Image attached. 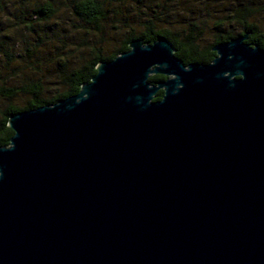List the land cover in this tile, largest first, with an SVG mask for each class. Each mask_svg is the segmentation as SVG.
<instances>
[{"label": "water", "instance_id": "1", "mask_svg": "<svg viewBox=\"0 0 264 264\" xmlns=\"http://www.w3.org/2000/svg\"><path fill=\"white\" fill-rule=\"evenodd\" d=\"M248 37L188 65L164 36L134 39L77 94L11 115L0 264H264V49Z\"/></svg>", "mask_w": 264, "mask_h": 264}, {"label": "trees", "instance_id": "2", "mask_svg": "<svg viewBox=\"0 0 264 264\" xmlns=\"http://www.w3.org/2000/svg\"><path fill=\"white\" fill-rule=\"evenodd\" d=\"M220 1L223 6L233 1L232 8L227 5L222 12L230 10V14L218 15L212 39L207 40L205 21L198 23V15L185 12L193 8L191 0H0V145H8L14 135L8 126L11 115L77 94L97 73L99 62L128 51L134 39L153 43L164 36L186 65L211 62L216 44L246 33L248 43L264 49V27L255 7L240 0ZM125 2L131 7L123 12L128 14L124 21L133 22H125L117 32L119 8ZM180 4L190 21H177L170 12ZM195 8L201 11V6ZM76 34L84 44L81 57L69 43ZM165 79L155 74L149 81ZM163 94L159 90L154 100H161Z\"/></svg>", "mask_w": 264, "mask_h": 264}, {"label": "rangeland", "instance_id": "3", "mask_svg": "<svg viewBox=\"0 0 264 264\" xmlns=\"http://www.w3.org/2000/svg\"><path fill=\"white\" fill-rule=\"evenodd\" d=\"M233 1H229L227 2L226 5H222V1L220 0H191V3L194 4L193 8L189 11L185 10L186 13L192 14H196L199 16V20L200 22L198 23H205V25L202 27L204 29V33H206V39L207 40H211V30H212V25L214 24V22L217 21L218 15H220V17L226 14H230V10L227 12H222V11H226L228 8L226 7L227 5H229V9L232 8V6L230 5V3ZM240 2L246 3V4H250L253 5L255 7V10L258 12L259 15V19L262 21L263 23V27H264V0H240ZM185 5V4H184ZM130 6V4H128V2H125L124 5L120 6V10L122 13H120L119 16V20H121V22L119 20H116V24L121 27L117 32H119L122 28H124L125 22H128L127 24H131L133 21L128 20V21H124V15L128 16V14L123 13L126 11V9ZM183 5H179V6H172L170 12H172V15L174 16L175 20L180 21V22H188L189 20V16L185 17L183 15L182 12V7ZM196 6H201V11L198 13V11L196 10ZM131 7V6H130ZM136 8V7H135ZM137 9V8H136ZM193 11V12H192ZM184 12V14H185ZM177 14V15H176ZM180 14V15H178ZM222 16V17H223ZM109 32V31H108ZM111 33H116L115 29H111L110 30ZM83 38H87L90 40V35H85ZM69 43L72 45L71 48L75 49L74 51H77V57L80 56L81 57V53L79 52V50H81L84 47V44L82 43V40L79 37V34H76L74 38H70L69 39ZM76 45H79V47L81 46V48H77ZM77 60V58H76Z\"/></svg>", "mask_w": 264, "mask_h": 264}]
</instances>
